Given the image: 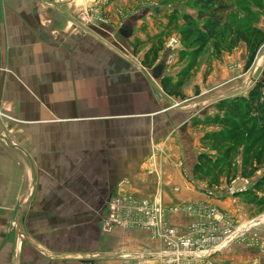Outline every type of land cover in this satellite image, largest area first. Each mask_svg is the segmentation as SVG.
<instances>
[{
  "label": "crops",
  "instance_id": "1",
  "mask_svg": "<svg viewBox=\"0 0 264 264\" xmlns=\"http://www.w3.org/2000/svg\"><path fill=\"white\" fill-rule=\"evenodd\" d=\"M119 1L105 7L113 23L99 34L71 27L74 4L0 0V264L12 218L30 236L19 264H171L138 258L163 248L148 231L102 228L114 195L160 197L165 221L179 229L207 220L184 205L233 212L235 195L225 192L223 179L193 174L209 130L198 119L215 111L211 92L224 91L218 100L227 93V54L224 65L203 66L202 75L211 69L208 79L189 77L183 99L170 97L160 78L177 80L184 58L163 49L153 67L142 66L148 44L142 56L128 48L147 40L144 21L119 20L118 9L136 11ZM234 246L214 264H264L257 247Z\"/></svg>",
  "mask_w": 264,
  "mask_h": 264
},
{
  "label": "rangeland",
  "instance_id": "2",
  "mask_svg": "<svg viewBox=\"0 0 264 264\" xmlns=\"http://www.w3.org/2000/svg\"><path fill=\"white\" fill-rule=\"evenodd\" d=\"M120 0V4L127 1L128 5H135L134 8L136 11L132 12L130 9H118L124 12L123 19L126 20H135L137 18L142 19L144 22L141 23L142 28L146 31L147 39L153 38L156 34H151L154 28L158 31V33H162L163 38V48L162 50L165 53V56H172L173 54H180L182 58H184L182 64L179 67L177 73H180L188 63L193 60L195 62L196 58L192 57L194 46H190L189 41H181L180 30H182V14L189 13L195 14L194 9L191 6L193 0ZM233 8L231 13L227 17L226 23L231 27V24L234 26L240 27H250L257 26L264 31V0H233ZM122 7L125 5H121ZM138 9V10H137ZM172 19L171 17L174 16ZM177 14V15H176ZM119 16L117 15V18ZM231 23V24H230ZM152 24V25H151ZM149 26V27H148ZM151 26V27H150ZM230 28L221 27L219 28L214 41L217 43V48L220 47V50L212 48L211 42H209L205 48L203 49L200 57L198 58V69L193 73H189L187 79L184 83H186L190 78L194 79V74L201 76L203 74V66L207 64L208 66L214 62V64L218 65L220 61V65H224V59L222 56L226 55L228 58L226 59V75H224L223 83L226 84L224 98H228L230 96L235 95H246L249 88L252 85L261 79L262 69L264 67V43L259 47L257 55L252 63V65L245 69V63L247 60V51L246 46L243 42H240L236 47L230 46L229 35ZM157 33V34H158ZM170 38H175L179 42L175 45L173 50H170L166 47L167 42ZM153 41V40H152ZM127 47V45H126ZM134 48V47H133ZM133 48H128L131 54L133 55ZM146 45L138 47L136 50L139 51L137 56H142ZM216 52V53H215ZM161 54V51H160ZM134 54V57H137ZM159 59V56H158ZM157 59V60H158ZM173 59V58H172ZM169 59V60H172ZM220 59V60H219ZM168 60V61H169ZM156 63V62H155ZM174 64V63H173ZM221 65V66H222ZM218 67V66H217ZM178 68V67H175ZM205 70V69H204ZM211 69L206 68L204 75L202 77L204 79H208L210 75ZM171 73V72H170ZM174 73V72H172ZM172 76V75H171ZM180 77V76H179ZM178 77V78H179ZM190 77V78H189ZM173 78V76H172ZM191 79V80H192ZM221 78H219L220 80ZM206 81V80H205ZM218 81L214 83H217ZM188 83V82H187ZM200 93L199 86H196L194 89V96H197ZM218 93V95H216ZM224 93V91H223ZM221 91L219 92H211L212 100L215 103L218 101V97L223 94ZM221 94V95H220ZM210 96V97H211ZM223 96V95H222ZM197 99L204 98L200 95L196 97ZM223 98V97H222ZM201 104V103H200ZM201 106V105H200ZM215 108V107H214ZM215 111L210 116H214ZM220 114V113H219ZM201 119H198V124ZM209 131L217 130V127H210ZM204 145V144H203ZM204 147L207 149L206 152L211 156L213 162H217L219 158L224 160V157H221L222 154H218L216 150L212 149L210 144H205ZM243 147L236 148L235 152L232 155L230 166L223 164L220 166L219 171L217 172V178L212 177L210 183H217L220 179H223L225 183H229L236 178H249V185L245 192L236 193L235 200L231 205V210H233L232 214H227L228 219L231 221L232 226L237 229L228 240H230L233 236L239 233L241 229H245L248 227V231L245 233L243 238L234 239L229 242L226 246L229 248L231 245H235L234 247H239V245L255 246L259 249L260 253L264 254V185L262 187H256V183L259 180H264V162L255 167V170L250 176H243ZM215 180V181H214ZM264 184V181H263ZM250 226V227H249ZM30 238L28 232L24 230H20L19 225L16 223L14 218L8 220V224L5 231V264H19L20 255L19 249L22 248L23 241H28ZM16 246V248H15ZM225 247V248H226ZM224 248V249H225ZM16 249V251L14 250ZM227 250V249H226ZM224 250V251H226ZM242 250V249H241ZM241 250H238L240 252ZM223 251V250H222ZM221 251V252H222ZM223 251V252H224ZM221 252H217L213 254L210 260L213 262L212 258H217ZM214 264V262H213Z\"/></svg>",
  "mask_w": 264,
  "mask_h": 264
},
{
  "label": "trees",
  "instance_id": "3",
  "mask_svg": "<svg viewBox=\"0 0 264 264\" xmlns=\"http://www.w3.org/2000/svg\"><path fill=\"white\" fill-rule=\"evenodd\" d=\"M232 1L193 0L191 6L195 14L184 13L181 17V41H189V45L195 47L192 53L193 58L198 57L209 42L217 52L220 47L217 48L214 38L219 28L229 27L230 46L236 47L240 42L246 46L247 60L244 68L248 69L252 65L259 47L264 43V31L257 26L240 27L230 23L232 25L230 27L226 21L233 8ZM171 18L174 19L175 14ZM147 44L148 48L143 54L141 64L151 68L163 48L162 33L155 34L151 40L134 39V53L138 52L136 50L138 47ZM193 65L194 62L191 60L181 71L177 80H174L170 75L162 76L160 78L162 91L170 97L183 99L185 97L184 82ZM214 107L217 111L215 115H207L199 124L217 127V130L204 133L201 143L210 144L212 149L216 150L218 154H222L221 157H224L225 161L219 158L217 162H213L207 152H202L197 157L193 174L199 178H209V180H212V177L217 178L220 166L223 164L230 166L229 162L236 148L243 147V176H250L255 167L264 162V67L261 79L249 88L246 95L222 98L215 103ZM263 181L259 180L256 187H262Z\"/></svg>",
  "mask_w": 264,
  "mask_h": 264
},
{
  "label": "built area",
  "instance_id": "4",
  "mask_svg": "<svg viewBox=\"0 0 264 264\" xmlns=\"http://www.w3.org/2000/svg\"><path fill=\"white\" fill-rule=\"evenodd\" d=\"M46 5L57 9L66 4H74L75 12L71 17V27L78 33H101L113 23V18L105 8L110 0H44ZM119 20L124 17L122 10L116 11ZM179 41L170 38L166 47L173 50ZM249 178H236L225 183V192L232 196L245 192ZM219 188V187H215ZM106 214L102 219V228L106 231L119 227L124 230L142 229L150 233L152 239L159 240L161 250H144L138 258H158L171 264H213L211 256L222 251L229 242L243 238L248 227L238 234L229 237L237 230L228 215L215 208L205 206L184 205L182 209L188 214L202 213L207 220H197L186 228L179 229L164 219V205L160 197L151 200L138 199L131 195H114L105 203ZM180 208V207H178ZM177 209V207H175ZM250 227V226H249Z\"/></svg>",
  "mask_w": 264,
  "mask_h": 264
}]
</instances>
